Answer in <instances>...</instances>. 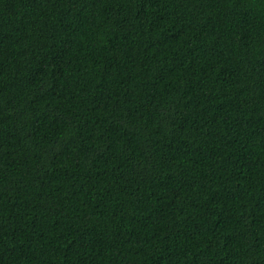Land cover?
I'll use <instances>...</instances> for the list:
<instances>
[{
  "label": "trees",
  "instance_id": "obj_1",
  "mask_svg": "<svg viewBox=\"0 0 264 264\" xmlns=\"http://www.w3.org/2000/svg\"><path fill=\"white\" fill-rule=\"evenodd\" d=\"M0 264H264V0H0Z\"/></svg>",
  "mask_w": 264,
  "mask_h": 264
}]
</instances>
